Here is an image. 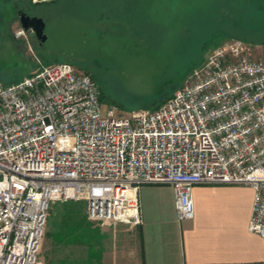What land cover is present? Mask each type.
Returning a JSON list of instances; mask_svg holds the SVG:
<instances>
[{
    "label": "built area",
    "instance_id": "2783aa9c",
    "mask_svg": "<svg viewBox=\"0 0 264 264\" xmlns=\"http://www.w3.org/2000/svg\"><path fill=\"white\" fill-rule=\"evenodd\" d=\"M18 38L25 30L16 31ZM233 37L156 108L104 107L71 62L0 82V264H38L52 204L84 198L100 224L143 221V184H170L179 221L198 184L253 188L248 230L264 240V55Z\"/></svg>",
    "mask_w": 264,
    "mask_h": 264
},
{
    "label": "rangeland",
    "instance_id": "374dc122",
    "mask_svg": "<svg viewBox=\"0 0 264 264\" xmlns=\"http://www.w3.org/2000/svg\"><path fill=\"white\" fill-rule=\"evenodd\" d=\"M128 1L60 0L37 11L30 9L46 20L48 38L43 44L32 34L12 37L9 30L22 26L17 20L8 27L6 18L13 13L0 7L5 17L0 33V82L9 85L43 65L71 62L93 74L104 107L115 105L118 114L128 116L162 104L203 65L212 49L233 37L249 41L264 55V0H140L152 6L151 15L136 13L129 16L131 20L118 19L120 5L132 13ZM107 10L114 17L100 18ZM86 210L84 198L52 204L38 264L49 242L74 239L73 233L62 229L70 220L84 216L83 225L98 223L88 218Z\"/></svg>",
    "mask_w": 264,
    "mask_h": 264
},
{
    "label": "crops",
    "instance_id": "0c3cea01",
    "mask_svg": "<svg viewBox=\"0 0 264 264\" xmlns=\"http://www.w3.org/2000/svg\"><path fill=\"white\" fill-rule=\"evenodd\" d=\"M139 2L126 3L132 13L120 5L118 19L151 15L152 6ZM110 14L107 10L100 18ZM139 197L141 224L93 223L81 234L73 233L74 239L49 242L41 264H264V240L248 230L254 197L250 186L196 185L195 215L182 222L170 184H143Z\"/></svg>",
    "mask_w": 264,
    "mask_h": 264
},
{
    "label": "flooded vegetation",
    "instance_id": "af4514ba",
    "mask_svg": "<svg viewBox=\"0 0 264 264\" xmlns=\"http://www.w3.org/2000/svg\"><path fill=\"white\" fill-rule=\"evenodd\" d=\"M59 1L60 0H0V7H2V6L5 7L6 6V7L9 8V10H8L9 13L10 12L13 13V15H11V16L6 18V22L8 21L7 25L9 27L11 22H14V21H17V20L20 22L19 11H25L27 14L32 15V16L33 15L41 16V15L36 14V13L31 14L29 12L30 9H32L34 11H37L38 8H42L43 6L47 7V6L51 5V4L57 3ZM4 22H5V17H4L3 11H0V33L2 32L1 31V23H4ZM20 24H21V22H20ZM9 32L12 35V37L18 38L16 36V31L14 32V31H12V29H10ZM28 34H30V35L32 34L33 36L36 37L35 32L33 30H25V36H28Z\"/></svg>",
    "mask_w": 264,
    "mask_h": 264
},
{
    "label": "water",
    "instance_id": "95a60500",
    "mask_svg": "<svg viewBox=\"0 0 264 264\" xmlns=\"http://www.w3.org/2000/svg\"><path fill=\"white\" fill-rule=\"evenodd\" d=\"M19 15L22 27L25 30H33L38 42L43 44L48 38V34L45 31L46 21L44 18L37 15H29L25 11H19Z\"/></svg>",
    "mask_w": 264,
    "mask_h": 264
},
{
    "label": "trees",
    "instance_id": "16d2710c",
    "mask_svg": "<svg viewBox=\"0 0 264 264\" xmlns=\"http://www.w3.org/2000/svg\"><path fill=\"white\" fill-rule=\"evenodd\" d=\"M86 213H87V210H86ZM83 221H85V217L84 216H82L81 219L77 218L75 220V218H74V220H70L69 225L67 224V225L62 226V229L66 233H79V232L81 233V232H84L85 229H83V227L88 228L89 225L88 226L83 225L84 224V223H82Z\"/></svg>",
    "mask_w": 264,
    "mask_h": 264
}]
</instances>
